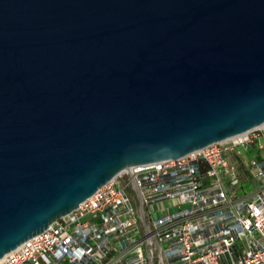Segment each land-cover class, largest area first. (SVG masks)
<instances>
[{"label":"water","instance_id":"water-1","mask_svg":"<svg viewBox=\"0 0 264 264\" xmlns=\"http://www.w3.org/2000/svg\"><path fill=\"white\" fill-rule=\"evenodd\" d=\"M264 125V0H0V259L135 166Z\"/></svg>","mask_w":264,"mask_h":264},{"label":"built area","instance_id":"built-area-1","mask_svg":"<svg viewBox=\"0 0 264 264\" xmlns=\"http://www.w3.org/2000/svg\"><path fill=\"white\" fill-rule=\"evenodd\" d=\"M0 264H264V126L122 171Z\"/></svg>","mask_w":264,"mask_h":264},{"label":"rangeland","instance_id":"rangeland-1","mask_svg":"<svg viewBox=\"0 0 264 264\" xmlns=\"http://www.w3.org/2000/svg\"><path fill=\"white\" fill-rule=\"evenodd\" d=\"M238 150L240 151L241 155L246 159V160H249L251 157H252V148L249 147V148H244L243 146L242 147H239ZM238 189V187H237ZM166 204H168V202L166 201ZM154 207H160V204H157V205H154Z\"/></svg>","mask_w":264,"mask_h":264},{"label":"bare ground","instance_id":"bare-ground-1","mask_svg":"<svg viewBox=\"0 0 264 264\" xmlns=\"http://www.w3.org/2000/svg\"><path fill=\"white\" fill-rule=\"evenodd\" d=\"M263 126H264V125H263ZM4 256H5V255H4ZM4 256H3V257H4ZM3 257H2V258H3ZM2 258H1V259H2ZM1 259H0V260H1Z\"/></svg>","mask_w":264,"mask_h":264}]
</instances>
